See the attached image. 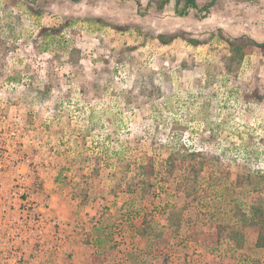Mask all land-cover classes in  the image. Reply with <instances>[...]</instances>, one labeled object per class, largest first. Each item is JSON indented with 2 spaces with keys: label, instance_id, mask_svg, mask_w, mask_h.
<instances>
[{
  "label": "rangeland",
  "instance_id": "1",
  "mask_svg": "<svg viewBox=\"0 0 264 264\" xmlns=\"http://www.w3.org/2000/svg\"><path fill=\"white\" fill-rule=\"evenodd\" d=\"M149 1L0 0V145L74 242L0 264H263L264 0Z\"/></svg>",
  "mask_w": 264,
  "mask_h": 264
},
{
  "label": "built area",
  "instance_id": "2",
  "mask_svg": "<svg viewBox=\"0 0 264 264\" xmlns=\"http://www.w3.org/2000/svg\"><path fill=\"white\" fill-rule=\"evenodd\" d=\"M14 153L18 154L14 147L0 145V228L4 226L0 232L15 235L25 246L34 241L39 252L58 251L64 242L63 230L67 227L60 219L50 217V211L46 213V209L35 207L36 204L31 199L32 191L26 186V181L32 178L30 179V174L21 173L23 168L20 159ZM13 173L17 174L16 178ZM24 235L30 236L32 240L27 241ZM14 248L11 257L14 261L20 260L18 247ZM239 264L253 262L247 259Z\"/></svg>",
  "mask_w": 264,
  "mask_h": 264
},
{
  "label": "trees",
  "instance_id": "3",
  "mask_svg": "<svg viewBox=\"0 0 264 264\" xmlns=\"http://www.w3.org/2000/svg\"><path fill=\"white\" fill-rule=\"evenodd\" d=\"M172 3L174 4L175 13L179 17H187L191 14L192 11H197L198 13L204 12L203 15H198V13L196 12L197 16L200 19H204L207 17L205 14L208 13L216 5L217 0H209L207 3L204 4L202 8L197 4L196 0H150L147 4V7H154L156 10L163 11L167 6L171 5ZM138 5L139 7H141V3L138 2ZM251 52H249V54H251ZM250 228L255 234L259 236L258 246L264 247V223H257L255 221H252ZM142 236L146 237V233H143Z\"/></svg>",
  "mask_w": 264,
  "mask_h": 264
},
{
  "label": "crops",
  "instance_id": "4",
  "mask_svg": "<svg viewBox=\"0 0 264 264\" xmlns=\"http://www.w3.org/2000/svg\"><path fill=\"white\" fill-rule=\"evenodd\" d=\"M56 212H57V215H59V216H57L56 217V219H60L62 222L63 221H66L67 219H69V211H67V210H65V205H59L58 207H56ZM64 223V222H63ZM66 226L65 227H67L66 229H69V232L68 231H66V229H64L63 230V234H64V242H63V244H62V246H61V250H62V248H63V246H64V244L67 242V239H68V237H69V235L68 234H70L72 231H71V227L68 225V224H65ZM68 243V245H69V247L68 248H70V245L72 246L73 245V243L74 242H72L71 241V238H70V241L69 242H67ZM76 251V253H77V249L75 250ZM81 251V250H80ZM76 253H75V255H76ZM80 253H82V255H83V252H80ZM79 255V254H78ZM85 259V258H84ZM87 260H85V261H83V263H85ZM263 264H264V261H261ZM83 263H80V264H83Z\"/></svg>",
  "mask_w": 264,
  "mask_h": 264
}]
</instances>
